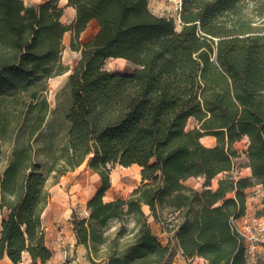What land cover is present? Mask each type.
<instances>
[{"label": "trees", "instance_id": "1", "mask_svg": "<svg viewBox=\"0 0 264 264\" xmlns=\"http://www.w3.org/2000/svg\"><path fill=\"white\" fill-rule=\"evenodd\" d=\"M60 1L0 0V98L38 87L36 96L66 73L68 32L71 49L81 54L69 78L62 154L47 172L32 164L13 203L5 204L2 191L16 166L0 175V209L9 211L0 259L20 264L24 253L32 264L52 259L43 222L49 182L87 164L100 185L87 203L89 216L74 211L71 222L93 264H173L177 247L205 264H248L236 221L246 215L247 190L264 189V0H182L180 31L174 19L153 13L149 0H67L75 10L68 25ZM249 3L257 4L254 19ZM92 21L99 31L82 46ZM110 59L134 70L112 73ZM192 118L197 125L188 130ZM205 136L216 145H204ZM244 138L250 177L234 171L240 156L234 144ZM117 165L139 166L141 184L127 199L105 201ZM192 178L204 179L201 189L185 184ZM262 204L264 219V197ZM145 207L158 221L160 207L173 217L164 220L168 245L153 234ZM113 221L119 226L109 234Z\"/></svg>", "mask_w": 264, "mask_h": 264}, {"label": "rangeland", "instance_id": "2", "mask_svg": "<svg viewBox=\"0 0 264 264\" xmlns=\"http://www.w3.org/2000/svg\"><path fill=\"white\" fill-rule=\"evenodd\" d=\"M181 3L182 0H149V8L157 15L174 19L176 27L180 31L182 29ZM59 6L64 10L62 22L67 25L70 24L75 17L71 16L67 6L61 4ZM256 7V3L248 4V17L254 19L257 16ZM90 29L95 30L96 27L93 28L91 25ZM71 38L70 32L65 35V49L62 54V64L68 68V71L49 79L45 91L35 96L34 92L38 91L39 88L33 87L29 91L0 98V175L9 165L16 166L10 176L9 183L3 187V192L6 195L21 193L23 181L32 164L40 165L42 170L47 172L50 164L62 154L67 144L69 130L67 114L71 107L69 78L81 57L79 52L71 49ZM92 39H84L81 41V45L83 46ZM106 69L112 73L126 74L131 73L134 67L124 59H110L106 63ZM196 125L197 122L192 118L188 122L187 129L191 130ZM202 142L208 147H213L217 143L215 137L212 136L203 137ZM235 148L240 153V156L234 159V170L235 173H238L245 167L242 156L247 149V144L241 141L236 144ZM14 162L15 164H13ZM141 170L137 165L129 168L117 165L111 174V190L105 195L104 200L113 201L129 198L141 184ZM97 176V173L91 170L87 164H84L63 176L57 184L50 180L48 185L51 199L47 210L43 213L44 227L48 234L47 246L50 249L53 248L52 251L54 252H58L59 249L66 252V262L69 264H93L87 257V250H84L83 254L74 247L71 219L74 211L81 218L89 216L87 203L100 185V177ZM86 177L90 179V187L82 185V180ZM222 177V174L218 175L213 180L211 188L216 189ZM203 183L204 179L202 178H192L185 184L194 189H201ZM248 190L251 191V188ZM260 195L258 191L249 195L250 198L254 197V199L250 200L249 213L241 224L242 228L264 221L263 218L258 217V207L263 202ZM144 210L149 215V224L153 234L163 245H168L171 241V235L165 231L164 220L166 217L173 218L169 211L160 207L161 220L158 221L148 207H145ZM118 226L119 222L113 221L109 226L108 233L111 234L116 231ZM128 227L129 229L132 228L131 222ZM58 235L63 238L62 241L65 240L62 247L57 245ZM174 246L176 247L175 244ZM175 251L176 256L173 264H205V261L199 257L184 258L178 247ZM249 264H264L263 252L258 250L255 260Z\"/></svg>", "mask_w": 264, "mask_h": 264}, {"label": "crops", "instance_id": "3", "mask_svg": "<svg viewBox=\"0 0 264 264\" xmlns=\"http://www.w3.org/2000/svg\"><path fill=\"white\" fill-rule=\"evenodd\" d=\"M24 1H25V3L27 5H35V4H40L42 2V0H24ZM60 4L64 5V6H67V0H61ZM67 8L69 9L70 13L72 14L71 16L75 17V10L72 7H68L67 6ZM91 25H92L93 28L96 27V29L95 30H91L90 29ZM98 31H99L98 23L96 21H92L89 24L88 28L83 32V34L81 36V41H83L84 39L85 40L92 39L93 36H95L98 33ZM242 141H244L248 145V138H244ZM238 143L239 142L235 143L234 147ZM242 158L244 160L245 167L242 168L241 172H238V174H240V176H242V177H250L251 176V169L249 167H247L248 159H247L245 153L243 154ZM260 188H262L261 185H256L255 187L251 188V191H249V190L247 191V196H248L247 212H246V215L244 217H242L241 219L236 221V225H237L238 228L242 229V225L241 224H242L243 220L248 216V213H249L250 200L252 201L254 199V197L250 198L249 195L255 193V191L259 190ZM110 190H108L106 192V194ZM2 193H3L2 195H3V200H4L5 204L13 203L17 199V195L16 194L15 195H10V194L6 195L3 191H2ZM262 196H261V198H262ZM262 207H263V204L261 202L259 207H258V210L260 211L262 209ZM46 210H47V208H46ZM8 214H9V211H8L7 207H5L3 210L0 209V237H1V232H2V222H3L4 219L7 218ZM43 222H44V220H43ZM57 238L59 239V240H57V245L62 247L63 244L65 243V240L62 241L63 238L60 235H58ZM46 240H47V245H48V234H47ZM72 242H73V244L76 245V246L74 245V247H76L77 250H80L83 254L85 252L84 250H87L85 246H77V242H76V237H75L74 231H73V236H72ZM51 250H54V249L52 248ZM259 251L263 252V254H264V247L260 246ZM86 253H87V251H86ZM66 254H67L66 252H63L61 249H59L58 252L57 251L54 252V256L46 264H64V263H66ZM0 264H13V263L10 261V259L8 257H5L3 259H0ZM20 264H32V258L30 257L29 253H24L23 261ZM248 264H249V262H248Z\"/></svg>", "mask_w": 264, "mask_h": 264}, {"label": "built area", "instance_id": "4", "mask_svg": "<svg viewBox=\"0 0 264 264\" xmlns=\"http://www.w3.org/2000/svg\"><path fill=\"white\" fill-rule=\"evenodd\" d=\"M262 187V186H261ZM264 197L263 187L257 190ZM246 243V258L247 262L255 260L259 250V246L264 243V221L258 222L250 226H245L242 229L238 228Z\"/></svg>", "mask_w": 264, "mask_h": 264}, {"label": "bare ground", "instance_id": "5", "mask_svg": "<svg viewBox=\"0 0 264 264\" xmlns=\"http://www.w3.org/2000/svg\"><path fill=\"white\" fill-rule=\"evenodd\" d=\"M99 176V175H98ZM97 176V177H98ZM82 185L84 186V187H90V185H91V183H90V179H89V177H86L84 180H82Z\"/></svg>", "mask_w": 264, "mask_h": 264}]
</instances>
